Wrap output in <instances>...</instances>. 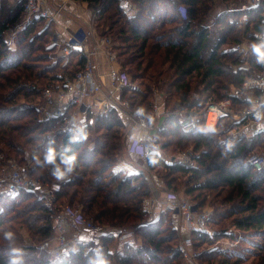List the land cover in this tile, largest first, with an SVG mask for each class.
Wrapping results in <instances>:
<instances>
[{
	"label": "trees",
	"instance_id": "1",
	"mask_svg": "<svg viewBox=\"0 0 264 264\" xmlns=\"http://www.w3.org/2000/svg\"><path fill=\"white\" fill-rule=\"evenodd\" d=\"M78 1L87 2L96 13L97 28L108 26L120 41L116 48L123 58L121 65L124 69L127 66L132 76V85L121 98L130 100L133 112L144 107L151 120H155L152 99L160 89L166 93L165 108L180 98L179 107L199 111L211 99L232 97L231 86L241 87L248 75L264 73V60L254 51L251 68L235 71L234 66L242 63V54L233 48L244 39L251 44L259 42L264 33L263 3L248 10L224 9L213 17L210 11L216 0H132L137 5L133 14L122 0ZM111 8L114 11L109 12ZM246 15L249 21L244 24ZM22 17V2L14 7L5 2L0 6V153L6 158L20 156L26 164L33 161L34 154L42 157L49 142L58 152L70 147L69 154L77 155V167L65 181L52 178L50 165L34 164L30 174L55 187L56 201H68L75 207L82 204L84 214L98 221L132 227L139 242L102 234L92 242L83 238L77 250L54 258L40 247L54 235V215L37 190L26 189L16 195H0V264H8L10 259L9 243L3 240L6 230L15 233L14 246L23 248L24 264H89L97 247L109 264H179L184 256L173 219L167 218L166 210L150 221L144 209V200L152 192L148 170L139 174L111 171L122 147L120 142L129 131L126 116L115 108L96 116L86 112L88 138L73 144H69V133L58 118H41L39 104L44 102V89L73 78L85 57L74 51L61 62H51L49 53L55 47L49 45L57 25L44 17L22 27L19 53L15 54L5 32ZM233 97L237 107L250 103L247 98ZM248 121L223 118L216 132L202 130L204 122L185 131L179 117L172 115L159 132L161 149L148 156V167L168 189L179 190L178 181L188 175L186 193L197 200V207L204 209L208 201L213 203L209 219L213 232L192 231L195 251L202 243L232 235L227 232L231 226L264 234V169L257 170L249 162L253 152H264V131L255 135L231 132ZM164 136L169 138L162 141ZM174 139H178V146L189 140L195 144L191 164L165 157ZM3 163L0 159V167ZM222 194L220 203L210 200ZM16 224L26 227L36 244L26 243L14 228ZM88 246L92 249L87 250ZM259 247L250 264H264V243ZM195 256L199 264L244 262V257L223 250L197 252Z\"/></svg>",
	"mask_w": 264,
	"mask_h": 264
},
{
	"label": "built area",
	"instance_id": "2",
	"mask_svg": "<svg viewBox=\"0 0 264 264\" xmlns=\"http://www.w3.org/2000/svg\"><path fill=\"white\" fill-rule=\"evenodd\" d=\"M122 1L127 7L126 10L130 11L129 1ZM20 2L23 4L25 25L31 23L36 17H44L47 22H54L58 26L59 10L54 9L50 0H19L17 4ZM262 3L264 4V0H249L241 3L236 9L248 10L260 6ZM95 18V14H92L88 28L81 27L69 32L68 36L56 29L53 45L58 50L59 56L67 58L74 51H78L85 57V62L73 78L57 81L44 89V113L47 118H58L63 123L62 128L65 131L66 128L70 127L68 119L72 115L85 117L86 112H90L96 116L115 108L126 116L127 122L134 126V132H136L135 134L128 133L129 136L132 135L129 151L147 160L152 152L161 149L158 138L159 131L150 124L146 116H137L132 111L128 99L121 98L123 91L132 85V77L118 63L112 43L110 44L106 38L97 35ZM248 21L249 18L246 15L243 22L246 24ZM262 37H264V33ZM244 42L238 43L234 49L249 53L251 45H247V41ZM102 52L106 54L107 60L112 66L107 74L109 87L106 85L103 76L97 71L96 56ZM246 90H255L259 93L256 92V94L248 96L244 93ZM231 95L232 97L229 96L220 101L208 102L204 111L205 114L199 116L201 112L195 110L180 111L179 114L172 113L171 110L164 107L163 95L159 94L154 103L155 115L160 120L168 114L177 115L185 131L194 130L198 123L205 122L207 117L215 114L221 115V118L216 119L214 123L216 127L223 118H234L238 121L248 118L249 121L243 127L244 129L252 122L258 123L255 120L257 113L264 116V73L247 76L241 87L231 89ZM233 96L247 98L250 103L237 107L234 104ZM260 123H264V121ZM260 131H264V128H261ZM249 162L257 170H263L264 152L252 154ZM121 163L117 164L115 170H123L125 173L139 172L132 169L131 164L128 166L123 162V166H121ZM30 168V164L11 162L9 170L5 169L0 173V195H16L26 189H35L39 192L45 205L54 215V235L43 243V247L52 255L61 258L70 254L73 249H78L81 239L77 237V240L76 235L70 233L68 226L73 227V229L82 228L92 236V240H97L102 234H114L120 241L134 239L135 234L132 230L95 223L83 215L80 210H77L79 208L75 209L68 205L63 208L58 207L56 205L55 187L43 182L38 177L32 176ZM167 199L170 200V207L178 213V223L175 225L180 236L179 250L184 256V261L180 264H197V262L190 260L195 255L192 252L193 240L190 236H183L181 226L184 223L190 233L195 229L208 232L210 231L208 224L211 211L206 208H197L196 204L187 197L179 196L172 191H167ZM156 200L154 197L144 200V209L148 212L150 221L157 219L155 213Z\"/></svg>",
	"mask_w": 264,
	"mask_h": 264
},
{
	"label": "rangeland",
	"instance_id": "3",
	"mask_svg": "<svg viewBox=\"0 0 264 264\" xmlns=\"http://www.w3.org/2000/svg\"><path fill=\"white\" fill-rule=\"evenodd\" d=\"M246 1H249V0H246ZM246 1L245 0H229L228 2H223L222 0H216V3L217 4L210 11V14H212L213 17H216L217 14L219 12L221 13L224 9H228V10H231V11L232 10H235L237 7H239L241 5V3L246 2ZM3 2H5V4L8 5V6H13V7L15 6L14 5V0H2L1 3H0V6L2 5ZM136 10H137V5H136V7L133 6V9H131L129 12H131L133 14ZM111 11H114V10L111 8L109 12H111ZM93 14H95V16H96V13H93ZM23 18L24 17H22V19H19L17 22L13 23L6 30V32H5V38L9 42H11V44H12L11 46H12L13 51H14L15 54L19 53V51H18L19 50L18 49V40L21 37L22 27L25 25L24 24V21H23ZM168 20H170V19L168 18ZM95 25H97L96 22H95ZM96 28H97V26H96ZM96 31H97V35L106 38L109 41L110 44L112 43L113 47L116 48L117 46H119L120 41L119 40H116L114 38V36L111 35V32H110L108 26H104V25L103 26H100L99 28L96 29ZM244 41H247L248 42V43H246L247 45L248 44L251 45V43L248 40H245V39L243 41H241V43H245ZM52 44H53V41L51 42V44L49 46H54ZM237 44H235L233 46V48H235V46ZM246 44H243V45H246ZM237 51H239V50H237ZM114 52L116 53V57H117L118 63L121 64L123 58H121L118 55L119 54V49L116 48V50H114ZM239 52L242 54V63L239 64V65H235L234 66V70L237 71L239 68H245L246 70H249L251 68V65H252L251 62H250L251 56L253 54L252 48L250 49L249 53L248 52L246 53L244 51H239ZM49 56H51L50 57V61L53 62V63H55V62H61L62 61V58H63L62 56H59L58 50L56 48H54L53 51H51L49 53ZM15 60H16V58L14 59V62H15ZM124 67H125V69L126 68L128 69L127 66L124 65ZM60 74H63V72L60 73ZM258 74H261V73L252 74V75H258ZM130 76H131V74H130ZM164 76L163 77L162 76H159V79L163 80L165 78ZM248 76H250V75H248ZM232 88H238V87L231 86V89ZM244 93H245V95L247 94L248 96H251V95L256 94V92L250 91V90H246ZM159 94H162L163 95V97H162L163 102H165V99H166V93H165V90L164 89H160L157 92H155L154 98L152 99V110H153V117L155 118V120L149 119V116H147L145 114H144V116H146L148 118V120H149V122H150L151 125H153L156 129H158L159 132H161L162 129H163L162 127L167 124V122L169 120V117L172 116V115H169L168 114L165 118H163L161 120L159 118H157V116L155 115L156 111H155V108H154V103L157 100V95H159ZM180 101H181V99L180 98H177L174 101V103L172 104V107L167 108V110L169 109V110H171L172 113H175V114H179L180 111H187L186 108L184 109V108L179 107L180 106V103H179ZM210 101L211 102L212 101H215V99H211ZM216 101H218V100H216ZM207 104H206V106H207ZM206 106H204L201 110L197 111V112H201L199 114V116H201L202 114H205L204 111L206 109ZM43 107H44V102L42 104H39V109L41 111V115H40L41 118L45 119L47 117H46V115L44 113ZM200 123L197 124V127L199 126ZM128 124H129V126H128L129 131L127 132V135L125 136V138L120 142V143H122L121 150L119 152V155L117 157V160L114 162V164H113V166L111 168V171L113 173L124 172L123 170H119V171L118 170H115V168H116V166H117L118 163L122 162V160H126V157H127L126 147H127V139H128V136H129L128 133H130V132H132L134 130V126L132 124H130V123H128ZM204 124H205V122H204ZM60 125L62 126L63 123L60 122ZM205 126H206V124H205ZM159 132H158V138H159ZM213 132H216V129ZM231 132H233V134H235L236 132H245L246 133V131H244L243 128H240L238 130H235L234 129ZM168 138L169 137H165L164 136V137L161 138V140L164 141V140H166ZM177 140L178 139H174L172 141V144L170 145V147H168L166 149L167 152L164 153L165 157L168 160H171V158H174L175 161L187 162V163L191 164L192 161H193V156L195 155V151H196L195 144L193 142H191V140H189V142L188 141H183L181 143V145L178 146L177 143H176ZM159 145H161L160 142H159ZM5 150H7V149H5ZM5 152L7 153V151H5ZM259 152L261 153L263 151L253 152L252 154L259 153ZM20 158H21L20 156H13V155H11L9 158H6L4 156V153H0V159H2L3 162H4L2 164V166L0 167V173L3 172V170H5V169L6 170H9V167L11 165V162H21L20 161ZM22 164H24V163H22ZM26 164H30V166H32V165H34V161H28ZM193 164H196V163H193ZM137 169L139 170V168H137ZM130 173L139 174V173H141V170L139 172L130 171ZM130 173L128 172V174H130ZM154 175L156 176V174L153 172V170H150V168H149V170H148V176H149V179H150V185L151 186L154 183ZM34 177L37 178L38 176H34ZM38 178H40V177H38ZM187 179H188V175L187 176H182L180 178V180L178 181V183H180V186L181 187L177 191L172 190V189H168V187H166V185L164 184V191L166 193H167V191H172V192L178 194L179 196H185L190 201H192L194 204H196V207H197V200H195L191 195H188L186 193V180ZM151 189H152V192H151V194H150L149 197H146V199H149L150 197H154L155 198L156 197L155 194L159 190V189L157 190L156 186L154 188L152 186ZM226 192L227 191L225 190L223 192V194L225 195ZM223 194L221 196H218V197L216 196L215 199H213L212 197H210V200L213 201V202H214V200H215V202H218L222 198ZM207 203H208L209 206H207L206 209H208L209 211H211V213H210V217H211L212 211H213V206H212L213 203L212 202L210 203L209 201ZM218 203H220V202H218ZM56 205L58 207H62V208L65 207V206H67V205L68 206H71V207H73L75 209L79 208L77 210H80L82 212V214L85 215L84 212H83V205L82 204H79L77 207H75L72 204H70L68 201L67 202H62V203H60L59 201H57ZM166 215L168 216L167 218H170V219H173L174 218L173 219L174 224H177L178 223V221H177V223L175 222V216H174V210L173 209H167ZM85 216L87 218L91 219L92 221H94L95 223H98L100 225L112 226V227L118 228V229L119 228H124V229H129V230H132L133 231V228L132 227H128V226L120 227V226H117V225H112L110 223H105V222H102V221H98V220L95 219L94 216H88V215H85ZM210 217H209V219H210ZM208 227H209L208 230H210V232H213V226L210 225V223L208 224ZM14 228L24 237V241L26 243H28V244H36L35 241H34V239H33V237H32V235H31V233H30V231L26 227H22V226L16 224V225H14ZM227 232L230 233V234L232 233V235H228L227 237H223V238H220V239H214V241H207L205 243H202L197 248V251H195L194 248L192 247L193 248L192 252H194V254L196 255L197 252L201 254V253H204V252H207V251H211V250H223V251H226V252H228V253H230L232 255H237V256L239 255V256L244 257V262L242 264H250L252 262L254 256L260 250L259 245L264 243V234L261 233V232H258V233L246 232V231H243V230H241L239 228H236L234 226H231L228 229ZM87 234L84 235L85 236L84 240H87L89 242H92V236L90 234H88V235ZM190 237H191V234H190ZM214 237H212V238H214ZM136 239L137 238L135 236L134 237V240L136 241ZM138 242H139V240L136 241V243H138ZM258 243H260V244L258 245ZM40 247L42 249L46 250L49 254H51L47 249H45L43 247V244ZM112 248L113 249L115 248V244L113 245ZM89 249H92V246H88L87 247V250H89ZM96 249H99V247H97ZM74 250H77V249H73L72 251H74ZM195 255L192 256V259H190V260L192 262H197V264H199ZM53 257L54 258H57L54 255H53ZM183 261H184V258H183L182 262ZM114 264H116L115 261H114Z\"/></svg>",
	"mask_w": 264,
	"mask_h": 264
},
{
	"label": "clouds",
	"instance_id": "4",
	"mask_svg": "<svg viewBox=\"0 0 264 264\" xmlns=\"http://www.w3.org/2000/svg\"><path fill=\"white\" fill-rule=\"evenodd\" d=\"M251 48L255 53L258 54L260 60H264V37H262L258 43H252ZM135 114L137 116H143L145 114L144 107L141 106L137 108ZM220 118L221 115L219 114L207 117L205 120L206 127H204L202 130L214 131L216 126L212 121ZM149 119H151V117ZM255 120L258 122L260 128H264V123H260L261 121H264V116H261V114L257 113ZM68 123L70 124V127L66 128L65 131L69 133V144L80 143L87 140L88 132L86 129L88 127V121L86 117L72 115L69 117ZM70 151V147H65L63 151L58 152L57 148L52 144V142H49V147L43 153L42 157L39 154H34L32 156V160L36 166H52V178L56 181H65L77 167V155L74 152L69 154ZM3 240L9 243L10 259L8 264H24L23 248L14 246L15 233L12 230L4 231ZM89 264H109V261L104 257L103 253L99 249H96L95 259H90Z\"/></svg>",
	"mask_w": 264,
	"mask_h": 264
},
{
	"label": "crops",
	"instance_id": "5",
	"mask_svg": "<svg viewBox=\"0 0 264 264\" xmlns=\"http://www.w3.org/2000/svg\"><path fill=\"white\" fill-rule=\"evenodd\" d=\"M18 1L19 0H14V5H16ZM50 1L54 9L59 10L57 29L62 33H64L65 36H68L69 32L75 31L81 27H85V28L89 27L93 13L89 9L87 2L78 1V0H50ZM128 1H129L130 9H133V6L136 7V4L132 0H128ZM257 58H259L258 55ZM96 61H97V71L100 75L103 76L106 85H108L109 87V79L107 74L112 66L107 60L106 54L103 52L99 53L96 56ZM260 129L261 128L259 127L258 123L252 122L248 127L244 128V131H246L248 135H255L258 132H260ZM131 133L135 134L136 132H134L133 130ZM131 136L132 135L128 136L127 139V147H126L127 157L126 160H122L121 166H123V162H124L128 166L131 164L132 169L138 170L137 168H139L138 171L149 170L147 160H144L143 158L129 151V145L131 144V138H130ZM152 186L153 188L156 186L157 190L159 189L158 192L155 194L156 196L155 198L157 199L155 201L156 215L162 213L163 211H166L167 209H173L170 207V200L167 199V193L164 191V183L162 182V180L154 175V183L152 184ZM174 216H175V222L177 223L178 213L175 212V210H174ZM181 227H182L183 236L189 237L191 233L189 232V230L187 229L184 223H182ZM68 228L70 229L71 234L76 235L77 240L78 238L80 239L85 238L84 235L87 234L85 230H83L82 228L73 229V227L71 226H68ZM259 244L260 243H258V245Z\"/></svg>",
	"mask_w": 264,
	"mask_h": 264
},
{
	"label": "bare ground",
	"instance_id": "6",
	"mask_svg": "<svg viewBox=\"0 0 264 264\" xmlns=\"http://www.w3.org/2000/svg\"><path fill=\"white\" fill-rule=\"evenodd\" d=\"M211 116H213V115H211ZM215 121H216V120H213L212 122L215 123Z\"/></svg>",
	"mask_w": 264,
	"mask_h": 264
}]
</instances>
